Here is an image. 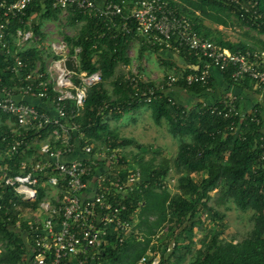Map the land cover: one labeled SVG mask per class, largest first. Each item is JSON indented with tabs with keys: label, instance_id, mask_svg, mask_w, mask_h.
Segmentation results:
<instances>
[{
	"label": "built area",
	"instance_id": "2783aa9c",
	"mask_svg": "<svg viewBox=\"0 0 264 264\" xmlns=\"http://www.w3.org/2000/svg\"><path fill=\"white\" fill-rule=\"evenodd\" d=\"M33 1L0 0V56L13 59L6 67L8 80L0 75V113L10 120L9 132L2 137L5 147L0 145V159L21 157L18 163L0 164V214L11 220L14 209L20 212L15 225L22 228L26 223L29 264H102V253L112 233L119 244L132 234L137 236L128 197L141 192L146 182L140 167L120 160L119 148L109 143H90L76 121L83 113L90 88L102 81L101 72L68 70L64 66L70 50L66 42L53 44V52L61 58H54L51 65L46 63L50 54L43 53L45 67L40 59L32 67L21 56L31 42H37L33 18L26 17ZM50 1L52 8L67 14L78 9L99 18L121 16L118 28L123 31L135 30L147 43L177 52L185 46L199 57L203 64L200 71H174L164 76L160 88L166 87V92L182 79L188 85H209L207 90H211L212 67L223 73L230 71L234 81L248 77L264 89L263 49L232 51L220 47L201 35L194 22L178 14L168 0H137L126 15L125 6L116 0ZM40 2L45 12L46 2ZM257 3L242 5L243 19L255 21L262 17ZM131 19L135 26L130 25ZM14 21L19 26L13 29ZM140 78L139 74L131 78L135 86ZM153 94L151 88L142 92L137 87L135 97L146 96L144 100L150 103ZM35 99L45 102V106L34 104ZM222 102L224 107L213 106L211 112L234 120L246 116L237 96ZM250 116L259 121L256 106ZM7 187L11 189L9 197ZM145 260L143 256L141 262ZM159 261L157 256L154 264Z\"/></svg>",
	"mask_w": 264,
	"mask_h": 264
},
{
	"label": "trees",
	"instance_id": "16d2710c",
	"mask_svg": "<svg viewBox=\"0 0 264 264\" xmlns=\"http://www.w3.org/2000/svg\"><path fill=\"white\" fill-rule=\"evenodd\" d=\"M116 1L125 6L126 15L137 0ZM168 1L178 14L194 22L201 35L222 48L232 51L253 49L245 43L226 40L223 32L204 24L205 18L219 25L229 26L226 18L229 12L239 21L264 33V0H240V3L231 0ZM255 1L258 2L257 8L262 17L246 21L241 16L242 5L250 6ZM45 2V12H42L40 0H34L27 10L26 17L33 18L36 36L44 37L41 33L44 20L57 18L62 13L61 9L51 7L50 0ZM246 15L249 18L250 12ZM68 16L76 26L83 22L74 37L66 36L70 45L69 54H76V49L79 48V71H100L102 75V81L90 88L83 113L76 118L89 142L109 143L113 148L136 144L134 139L120 138L110 131L106 117L111 115L119 119L122 112L139 110L145 106L152 109L156 123L167 118L170 133L181 140L173 160V168L180 174L178 192L171 194L161 182L170 170L168 159H163L158 164L152 163V160L141 162L139 166L146 186H142L141 192L128 197L129 211L133 213L132 221L138 230L137 235L142 233L141 238L132 234L123 244H119L117 235L112 233L102 253V264H154L157 256H160L157 264H182L193 251L196 244L195 229L204 225V213L208 215L209 227H202L206 231L189 264H264V117L261 105L256 106L259 121L252 120L250 112L244 118L237 116L235 120L226 119L211 112L213 106L224 107L222 101L208 105L200 102L188 108L173 99L170 101L166 95V87L160 88L161 84H156L154 80L144 81L140 78L135 86L131 79L135 76L133 73L127 77L116 76L120 63H130L128 49L135 40L141 43V56L148 48L160 52L165 46L147 43L135 30L127 33L118 28L123 21L121 16L99 18L78 9H71ZM129 23L135 26L132 19ZM17 26L19 23L14 21L12 28ZM262 49L264 50V43ZM20 54L28 60L30 66H35L40 59L45 67L43 52L34 43ZM177 54L188 64L185 69L177 68V72L188 74L201 70L203 64L199 61L200 58L190 53L185 46H181ZM50 55L61 58L54 52ZM12 62L10 56H0V75L5 80L10 77L6 67ZM165 64L170 65V62L165 61ZM225 75L232 85L239 88L252 89L255 83L248 77L234 81L230 71ZM107 81L113 85L112 91L106 87ZM137 87L142 92L149 88L154 90L150 103L144 100L146 96H141L140 99L135 97ZM175 87L196 94L207 90L209 85H188L182 79ZM9 121L8 115L0 113V145H3L4 134L9 132ZM122 157L124 158L122 155L120 160L125 161ZM20 160V156L11 159L5 157L0 159V164L18 163ZM215 189H218L223 202L231 200L240 210H253V228L242 240L235 242L234 239L223 237L228 227L225 222L226 213L208 204L211 192ZM10 192L11 189L5 188L7 197ZM19 213L14 209L11 220L0 214V242L6 240L0 253V263L29 264V250L25 246L24 236L26 223L23 222L19 229L15 225ZM143 256L146 260L141 262Z\"/></svg>",
	"mask_w": 264,
	"mask_h": 264
},
{
	"label": "rangeland",
	"instance_id": "374dc122",
	"mask_svg": "<svg viewBox=\"0 0 264 264\" xmlns=\"http://www.w3.org/2000/svg\"><path fill=\"white\" fill-rule=\"evenodd\" d=\"M228 14V17L226 16V18L229 21V26L219 25L208 18H205L203 22L213 30H220L223 32L226 40H230L234 43H245L248 47L253 49H262L264 33L243 21H239L234 14L229 12ZM68 15L69 14L62 12L57 18L46 19L43 21L41 33L44 37L42 35H37V42L34 43V45L43 53L51 54V52H53V44L59 45L63 42H66L68 44L67 49H70L66 36L74 37L83 22H79L76 26L71 23ZM32 45L33 43L31 42L30 46ZM140 49L141 43L139 41H134L128 49L130 63H120L117 67L116 76L122 75L127 77L130 73H133L134 75L139 74L145 81L154 80L156 84H163L164 76L173 70V66L166 65L162 60L167 59L170 63H174V60L171 57L174 54L171 53V51H166L165 55L158 54L148 48L144 51L143 56H141L139 54ZM66 54H68V56L71 55L69 53ZM54 58L55 57H50V55H48L46 57V63L51 65ZM106 87L110 89V91L113 90V85H111L110 81L106 82ZM262 103L263 98L262 102L259 104L261 105ZM261 109L263 110V108ZM244 110L242 111L244 114L250 112V109L247 111ZM106 122L110 131H113L120 136V138H131L135 140L136 144L119 147L121 150L120 153L125 159L122 158L128 163V166L140 167L139 165L141 162L145 163L150 162L151 160L152 163L158 164L163 159H168L170 162V170L168 175L161 179V182L171 194L178 192L177 185L180 174L173 168V160L178 152L181 140L170 133L169 121L167 118L164 117L160 123H156L152 115V109L145 106L139 110L126 113L122 112V116L119 119L109 115L106 117ZM186 139H188V137H186ZM211 196L208 204L215 207L217 210L226 213L225 222L228 227L226 228L223 237L234 239V241L237 242L248 236L254 224L252 219L253 210H240L231 200L223 202L220 198L218 189L213 190ZM207 216L208 215L204 213L203 218H205V223L202 227H209V219ZM202 227H197L195 229L194 239L196 244L192 253L188 254L182 264H189L196 249L200 246V240L206 231V229ZM139 234V237L137 235L138 239L141 238L142 233ZM5 242L6 240L0 242L1 250L2 246H5Z\"/></svg>",
	"mask_w": 264,
	"mask_h": 264
},
{
	"label": "crops",
	"instance_id": "0c3cea01",
	"mask_svg": "<svg viewBox=\"0 0 264 264\" xmlns=\"http://www.w3.org/2000/svg\"><path fill=\"white\" fill-rule=\"evenodd\" d=\"M166 51H171V53L174 54L173 56H171L174 60V63L173 62H172L173 64L170 63V66H173V70L168 72L167 74L176 71V69L180 67L182 69L187 68L188 64L184 61L182 57H180L177 54V51L173 49L163 48L162 50H160V52H156V53L165 55ZM165 61L168 60L167 59L162 60V62L164 63ZM210 75H211V83H212L211 90H205L200 93L194 94L182 88L174 87L172 89H169L166 93L167 95L171 96L173 100L177 101L178 103L188 108L192 106L194 107L200 102L214 104L217 101L221 102L227 97L235 95L239 99V107L241 111H243L244 109H246L244 111H247L249 109L252 110L255 106H257L259 103L262 102V98H263V103L261 104V107L264 110V89L261 86H258L257 84L254 83L252 85V89L239 88L235 85H232L229 79L227 78V76L225 75V73L219 71L215 67L210 68ZM33 103L36 105L45 106V102L40 100L35 99L33 100Z\"/></svg>",
	"mask_w": 264,
	"mask_h": 264
},
{
	"label": "water",
	"instance_id": "95a60500",
	"mask_svg": "<svg viewBox=\"0 0 264 264\" xmlns=\"http://www.w3.org/2000/svg\"><path fill=\"white\" fill-rule=\"evenodd\" d=\"M64 66L73 72H77L79 70L78 66V61L76 55L69 56L65 61H64Z\"/></svg>",
	"mask_w": 264,
	"mask_h": 264
}]
</instances>
